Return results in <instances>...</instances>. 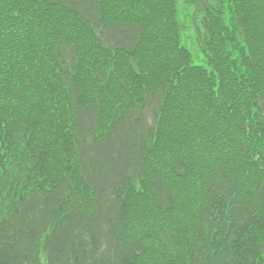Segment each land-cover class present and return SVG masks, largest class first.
Returning <instances> with one entry per match:
<instances>
[{
    "label": "trees",
    "instance_id": "1",
    "mask_svg": "<svg viewBox=\"0 0 264 264\" xmlns=\"http://www.w3.org/2000/svg\"><path fill=\"white\" fill-rule=\"evenodd\" d=\"M189 3L0 0V264H264V0Z\"/></svg>",
    "mask_w": 264,
    "mask_h": 264
},
{
    "label": "rangeland",
    "instance_id": "2",
    "mask_svg": "<svg viewBox=\"0 0 264 264\" xmlns=\"http://www.w3.org/2000/svg\"><path fill=\"white\" fill-rule=\"evenodd\" d=\"M176 13H177L180 21H182L186 15H187L188 21H189V30H187L184 37H181L182 45L185 46L191 52L192 63L202 64L203 63V57L201 56V53L198 51L197 47L193 43V40L195 39V35L192 31V29H193L192 17H193V13H194L193 5L189 3V0H179V4L177 5ZM196 20L200 21V17L199 16L196 17ZM174 144L176 146L179 145L178 142H175ZM196 168H197V170H196L197 174L200 177V173H202L201 172L202 169L200 168V165L196 166ZM191 174L193 176V173H191Z\"/></svg>",
    "mask_w": 264,
    "mask_h": 264
}]
</instances>
